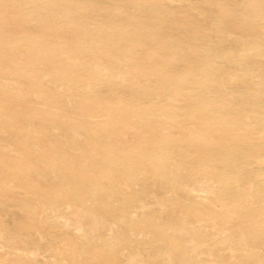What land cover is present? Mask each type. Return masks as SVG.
I'll return each instance as SVG.
<instances>
[{"label": "rangeland", "instance_id": "rangeland-1", "mask_svg": "<svg viewBox=\"0 0 264 264\" xmlns=\"http://www.w3.org/2000/svg\"><path fill=\"white\" fill-rule=\"evenodd\" d=\"M257 22L264 24V0H0V117L19 133L0 140V264H73L69 256H80L76 264H105L101 257L115 263L107 251L91 250L78 236L72 209L65 206L55 214L56 206L48 203L57 200L45 199L59 183L48 172L51 166L71 167L95 158L92 153L111 161L115 152L133 158L144 171H155L149 178L133 177L130 185L162 219L176 216L179 209L174 212L167 199L173 178L164 171L186 161L182 155L205 161L203 153L210 147L238 145L246 138L242 130L229 138L216 132L240 124L233 125L209 107L213 102L200 103L198 97L212 96L209 90L219 86L237 95L242 68L229 73L225 57L235 61V55L254 51L229 52L209 65L217 80L196 65L215 40L243 41ZM218 28L222 36L215 34ZM15 105L22 108L19 113L12 112ZM38 118L58 123L33 130L47 148H33L23 139L27 131L22 124ZM184 166L189 173L200 168ZM159 176L166 184L152 187ZM136 183L147 186L140 189ZM27 201L35 207L29 209ZM215 202L222 217L225 207ZM225 215L226 220L218 219L225 225L214 235L238 233L236 217ZM207 223L202 222L206 229ZM118 224L117 236L140 246L143 262L170 264L146 251L153 236L137 233L131 239L128 225ZM164 229L173 233L170 225ZM129 245L114 250L119 264H126L121 252L128 255L131 250L123 248Z\"/></svg>", "mask_w": 264, "mask_h": 264}, {"label": "bare ground", "instance_id": "bare-ground-1", "mask_svg": "<svg viewBox=\"0 0 264 264\" xmlns=\"http://www.w3.org/2000/svg\"><path fill=\"white\" fill-rule=\"evenodd\" d=\"M222 33L220 28L215 31L218 36ZM247 34L243 41L229 39L223 43L219 39L215 40V47L207 49L208 53L196 65L204 67L203 73L206 76L217 80L218 75L210 71L209 65L229 52L248 48L254 51L242 57L235 55V61L231 56L225 57L231 65L229 73L235 66L242 68L243 86L238 89L237 95L219 86L209 90L212 96L206 94L198 97L200 103L206 101L209 105V102H213L214 106L209 107L229 117L233 125L237 121L240 124L239 128L230 125L218 127L216 132L229 138V135L236 136L237 130H242L246 138L238 145L210 147L203 153L205 161L182 155L186 161L176 162L174 170L164 171L167 178H173L172 191L168 192L167 199L172 201L174 212L179 209L176 216L173 215L169 220L162 219L160 214L155 213V209L148 207L149 203L141 197V193L132 188L129 181L133 177L149 178L155 171L142 170L141 165L129 156L120 157L113 152L117 158L113 156V160L104 161L92 153L95 158L81 159L71 167L51 166L48 172L54 176L53 181L59 180V183L46 194L48 202L57 200L56 203H48V206H56L52 209L55 214L65 206L72 209L70 213L77 223L76 232L87 241L91 250L96 248L107 251L109 257L114 259V264H119L118 251L114 250L129 245L117 236L118 223L121 222L128 225L131 239L137 233L153 236L150 249L146 251L149 254L156 253L157 257L170 264H264V24L255 23ZM193 39L199 42L197 37ZM200 47L198 45L197 49ZM222 47L225 49L222 50ZM21 110L20 106L15 105L12 112L19 113ZM22 126L27 131L23 139L33 144V148L42 149L44 142L40 141L33 130L36 126L57 127L58 123L38 118L35 123H24ZM0 130V140L8 139L9 135L18 138V128L3 117H0ZM49 147L54 150L55 144L50 143ZM184 165L200 168L195 173H189ZM176 170L179 175L174 178ZM9 172L16 177L14 171ZM166 182V178L156 177L152 187L164 186ZM136 184L140 189L147 186L145 183ZM211 195H216V200L224 205L222 217L217 215L221 206ZM87 202L99 205V208L88 209L85 205ZM26 205L29 209L35 207L28 201ZM226 212L236 217L238 233H224L219 237L214 232L225 225L219 223L218 219L226 220ZM207 219L206 229L202 222ZM65 221L68 225L72 222L70 218H65ZM195 221L198 223L193 224ZM167 225L172 226V234L165 232L164 227ZM105 226H109L105 228L106 232L96 236V232ZM101 244H105L106 249ZM126 248L131 250L128 255L121 252L126 264H148L140 259V246L129 245L123 250ZM224 250L230 252L225 254ZM22 252L33 257L38 255L35 250ZM69 259L76 264L80 256H69ZM101 259H104L105 264L109 260L108 257Z\"/></svg>", "mask_w": 264, "mask_h": 264}]
</instances>
